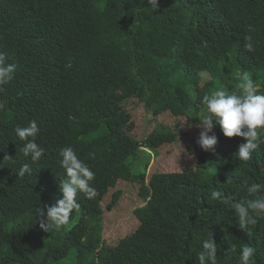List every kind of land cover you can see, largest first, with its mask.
Wrapping results in <instances>:
<instances>
[{
	"label": "trees",
	"instance_id": "16d2710c",
	"mask_svg": "<svg viewBox=\"0 0 264 264\" xmlns=\"http://www.w3.org/2000/svg\"><path fill=\"white\" fill-rule=\"evenodd\" d=\"M159 5L0 0V51L17 65L0 92V264H199L200 242L212 237L218 264H239L245 244L264 264V219L241 228L235 210L211 198L215 190L238 201L253 183L264 185V144L240 161L235 154L246 140L226 137L215 121V151L197 143L203 95L239 94L236 72L248 73L264 94V0ZM246 35L252 51L244 47ZM133 98L146 115L142 133L134 132L130 113L119 111ZM32 120L45 149L34 165L15 133ZM191 125L198 128L192 135ZM66 146L95 172L98 194L80 193L68 225L46 231L37 210L63 198L59 152ZM5 156L13 160L4 163ZM24 163L33 172L19 178ZM107 212L112 222L126 217L110 232V246L103 238ZM120 230L127 236L120 238Z\"/></svg>",
	"mask_w": 264,
	"mask_h": 264
},
{
	"label": "clouds",
	"instance_id": "9594fccd",
	"mask_svg": "<svg viewBox=\"0 0 264 264\" xmlns=\"http://www.w3.org/2000/svg\"><path fill=\"white\" fill-rule=\"evenodd\" d=\"M151 6L159 8V0H149ZM244 47L248 51L254 49L252 37H244ZM17 70L15 63H9L6 53L0 51V92L4 85L9 84L14 78ZM235 78L240 81L239 94L216 90L211 94H205L201 103L205 106L201 110L200 118L203 126L197 143L204 151H215L218 143L216 135H209L214 128V121L220 125L226 137H243L246 142L239 146L236 158L243 162L252 159L253 152L264 144V94H259L257 85L249 77L248 73H235ZM4 101L0 100V109L4 107ZM199 126V125H198ZM41 129L37 121L32 120L26 127L17 126L16 136L24 141L20 152L25 157H31V163L37 164L44 156L45 149L36 142V137ZM59 163L65 171L66 178L60 180V191L63 198L58 199L51 206L39 208L37 217L40 218V226L46 231H60L68 225L71 214L79 210L81 205L78 195L83 193L87 198L94 199L97 189L92 182L95 180V172L78 156L77 151L71 147H63L59 152ZM13 160L10 156L5 160ZM3 166V165H0ZM33 168L24 163L16 173L19 178L25 174L31 175ZM248 196L234 201L231 197H223L220 191H212L211 198L220 202L229 209L235 210L240 227L245 228L251 224L255 227L259 220L264 219V185L253 183L247 188ZM46 217V219H44ZM202 250L198 253L199 264H218V245L214 238L204 239L201 242ZM231 249L230 251H233ZM256 249L250 245H242L239 254V264H256Z\"/></svg>",
	"mask_w": 264,
	"mask_h": 264
},
{
	"label": "rangeland",
	"instance_id": "374dc122",
	"mask_svg": "<svg viewBox=\"0 0 264 264\" xmlns=\"http://www.w3.org/2000/svg\"><path fill=\"white\" fill-rule=\"evenodd\" d=\"M202 76V81L203 82H206L208 79H209V75L208 73H203V75L201 74ZM201 81V85H203V82ZM195 89V87H194ZM222 90V89H220ZM192 93H195L197 92V90H191ZM120 112H124V111H127L128 113H130L131 117H132V120L135 124V130L134 132H144L146 131L148 128L146 127V124H145V118H146V115L145 114H142V107L137 103L136 99H129L127 101H125L123 103V105L120 107L119 109ZM199 114H201V111L199 112ZM168 118H172V116H168ZM131 119V118H130ZM186 122H190L192 124H194L192 121H190L187 117H182L181 119V123H186ZM191 135L196 133L198 131V128L194 125H191ZM182 140H185V138H182ZM152 163L153 161L151 162V164L149 166L146 167V178H148L149 174H150V171H151V166H152ZM144 162L141 160V161H138V162H135V171H140L143 167H144ZM120 187H122V183H119L117 185V187L113 188L111 192L115 191V190H119ZM112 194V193H110ZM143 205V204H142ZM123 208V207H122ZM105 218V223L104 222V226L109 229V233L107 235H104V242L105 244L109 245L113 242L114 240V236L112 234H110V232L119 227V226H123L124 224V220L126 219V217L122 214L118 215L117 216V220L116 222H112V215H111V212H107L104 216ZM121 228V227H120ZM131 231L133 229H130ZM119 233L122 235H120V238L121 237H126L127 235H125L123 232H121V230L119 231ZM130 234V233H129ZM118 237V236H116ZM114 243H115V240H114Z\"/></svg>",
	"mask_w": 264,
	"mask_h": 264
}]
</instances>
